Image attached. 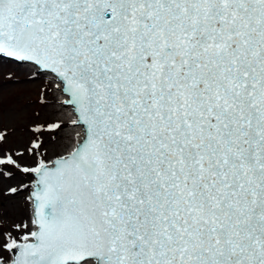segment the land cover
<instances>
[{"label": "snow or ice", "instance_id": "6c2138e0", "mask_svg": "<svg viewBox=\"0 0 264 264\" xmlns=\"http://www.w3.org/2000/svg\"><path fill=\"white\" fill-rule=\"evenodd\" d=\"M5 60L72 118L0 130V264H264V0H0Z\"/></svg>", "mask_w": 264, "mask_h": 264}, {"label": "rangeland", "instance_id": "374dc122", "mask_svg": "<svg viewBox=\"0 0 264 264\" xmlns=\"http://www.w3.org/2000/svg\"><path fill=\"white\" fill-rule=\"evenodd\" d=\"M50 78L37 72L29 75V69L26 66H20L11 61H0V130L8 132V140L3 145L5 149L15 148L27 143L30 138L28 129L36 122H44L47 120L59 119L60 112H50L46 116H42L41 100H46L50 96L55 98L54 89L50 85ZM55 101V100H54ZM53 107H60L56 101ZM39 114V115H37ZM45 140H48V134H45ZM49 152L54 155L53 148H49ZM55 152L59 150L55 147ZM18 181L13 183L16 186L21 181L28 183L30 178L17 174ZM5 189V188H4ZM4 189L0 188V197ZM24 201H21L19 212L13 209L14 220L29 215V207L25 204V197L28 192H22ZM5 205V204H4ZM8 211L3 204L0 205V220L4 226L13 222L12 215H6ZM18 212V214H17Z\"/></svg>", "mask_w": 264, "mask_h": 264}, {"label": "bare ground", "instance_id": "6f19581e", "mask_svg": "<svg viewBox=\"0 0 264 264\" xmlns=\"http://www.w3.org/2000/svg\"><path fill=\"white\" fill-rule=\"evenodd\" d=\"M39 74H41L42 72H37ZM45 77H48L51 79V76L45 73H42ZM55 92V98H51V96L44 100L42 104V116H46L48 115L50 112H54L58 113L60 112L59 118L61 121L64 122H69L72 118V110H71V106L70 105H65V106H61V102L65 99V96L63 94H61L60 92L56 91L54 89ZM56 101L57 105H59L60 107H53V105L50 104H54V102ZM42 101V100H41ZM80 129L76 128V127H66L64 128V131L61 132L59 135L61 137H63V139H59L58 138V143L55 145V147L59 150V153H63L67 150H70L73 142L75 141L76 137V133L79 132ZM52 152H49V156H51ZM51 158V157H50ZM18 178L16 177L13 180H0V188L4 189L3 194L1 195L2 198L0 197V205L3 204V207L5 206L6 210L8 211L6 213V215L11 216L13 221H18V220H14V212L13 209H17V211L19 212V206L21 207L20 203L21 201H24V197L22 196V194L20 195H9L7 193V188L12 184L17 182ZM5 204V205H4ZM30 211V209H29ZM17 212V214H18Z\"/></svg>", "mask_w": 264, "mask_h": 264}]
</instances>
